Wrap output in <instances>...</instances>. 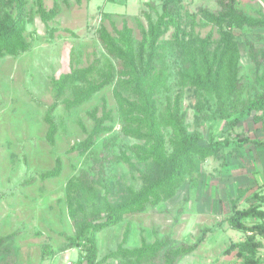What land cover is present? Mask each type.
<instances>
[{
    "label": "trees",
    "instance_id": "trees-1",
    "mask_svg": "<svg viewBox=\"0 0 264 264\" xmlns=\"http://www.w3.org/2000/svg\"><path fill=\"white\" fill-rule=\"evenodd\" d=\"M63 1L70 6V0ZM82 1L76 0L78 4ZM216 1L219 7L216 12L199 6L189 13L184 12L183 0H161L160 10L155 0H150L142 13L146 24L138 23L140 39L135 37L127 21L121 28L112 20V30L104 24L98 28V42L109 60L98 71L97 81L89 80L98 69L96 63L73 69L53 81L57 98L69 87H76L73 98L64 100L69 110L80 107L96 93L114 85L120 135L135 141L118 156L111 150L116 139L107 141L102 152L92 150L97 137L114 129L113 110L104 99L101 108L90 113L94 122L92 131L83 142L73 146V150L84 155L90 151L92 160L91 166L69 181L68 201L77 220L76 230L75 235L67 236L68 245L60 252L79 248L81 256L77 264H104L110 259L120 264H179L198 249L205 234L193 244L178 242L171 236L153 243L143 238L140 247L130 249L125 247L131 234L128 226L118 249L103 259H100L98 234L116 227L127 215L143 213L149 207L155 208L173 199L196 171L199 161L214 159L226 164L229 157L234 154L238 158L247 146L264 150V139L244 133L233 135V131L249 119L264 130V47L255 41H245L248 58L255 68V79L250 85L252 94L246 97L247 84L240 76L242 52L235 33L264 29V14L248 15L238 7L237 0ZM58 2L55 0L54 7L46 10L38 0L44 22L60 14ZM27 5V0H0V59L17 57L29 49L25 37ZM208 26L212 29L206 36L197 32V28ZM257 38L259 42L262 40L261 36ZM171 65L176 69L181 89L161 111L158 97L168 88ZM83 83L86 84L76 86ZM185 88L193 90L199 115H205L213 101L214 114L225 123L221 133L211 135L205 144L200 116L196 118L198 124L194 131H189L187 115L182 109ZM57 106L56 101L45 117L46 138L52 145L58 130L53 118ZM116 159L139 173L143 183L139 190L123 185L120 180L114 184L105 183L108 167ZM62 170V160L57 158L55 167L41 178H57ZM101 186L106 189L102 196L98 191ZM242 192L244 198L246 191ZM242 197L231 200L227 222L231 229L242 232L245 239L232 243L224 255L236 257L240 264H264L260 257L264 248V186L252 194L250 206L241 210L238 206ZM18 235L15 232L0 237V264H18L13 247ZM43 251L44 255L57 254L51 246H45Z\"/></svg>",
    "mask_w": 264,
    "mask_h": 264
},
{
    "label": "rangeland",
    "instance_id": "rangeland-1",
    "mask_svg": "<svg viewBox=\"0 0 264 264\" xmlns=\"http://www.w3.org/2000/svg\"><path fill=\"white\" fill-rule=\"evenodd\" d=\"M27 1L25 37L29 49L17 57L0 59V237L19 233L13 243L18 264H77L81 256L79 248L60 252L68 245L67 236L75 235L76 230L77 220L68 201L69 181L91 166L92 160L90 151L84 155L73 150V146L83 142L92 131L94 122L90 113L97 107L101 108L104 99L109 109L113 110L114 129L97 137L92 150L102 152L107 141L116 139L111 150L113 155L118 156L122 149L135 141L120 135L113 98L114 85L96 93L80 107L69 110L64 100L73 98L76 87H69L64 95L57 98L53 81L73 69L94 63L98 69L89 80L97 81L98 71L109 60L98 42V28L104 24L112 30L110 20L121 28L127 21L135 37L140 39L138 23L146 24L142 13L147 9L145 3L150 0H83L80 4L70 0V6L59 0L61 12L48 22L40 16L38 0ZM237 1L238 7L250 16L256 17L260 12L264 14V0ZM41 2L46 10L55 5V0ZM155 2L160 10L161 0ZM199 6L213 12L219 8L216 0H183L184 12L193 13ZM211 29V26L197 28V32L204 37ZM235 33L242 52L240 76L247 84L245 95L248 97L252 94L250 85L255 79V68L248 58L245 41H255L264 47V29H245ZM257 36L262 37L260 42ZM170 74L168 88L158 97L161 111L181 89L173 66ZM183 93L182 109L187 115L189 131H194L198 124L196 118L200 116L205 144L211 135L221 133L225 123L214 114L216 106L213 101L211 109L206 110L205 115H199L193 90L185 88ZM56 101L58 106L53 118L58 130L52 145L46 138L48 125L45 117ZM240 133L264 139V130L252 119L241 123L233 131V135ZM57 158H61L63 163L61 175L51 179L41 178L42 174L55 167ZM32 179H36L34 183L26 184ZM119 180L135 190L143 185L139 173L116 159L108 167L105 183L114 184ZM263 186V149L247 146L238 158L234 154L229 157L226 164L214 159L203 163L199 161L196 171L173 199L155 208L149 207L143 213L127 215L116 227L99 233L100 259L118 249L126 228L130 226L126 248L140 247L143 238L153 243L165 236L193 244L205 234V240L198 249L179 264H240L236 257L224 255L232 243L245 239L242 232L231 229L227 222L231 214V200L242 197L241 190L244 191L242 194L246 191L238 206L241 210L246 209L253 202L252 194ZM105 190L99 187V195L102 196ZM45 246H51L57 254L44 255ZM260 257L264 261V248ZM104 264L120 262L110 259Z\"/></svg>",
    "mask_w": 264,
    "mask_h": 264
}]
</instances>
